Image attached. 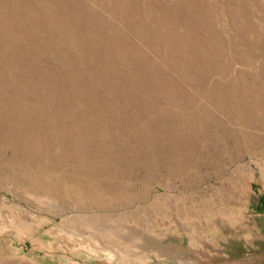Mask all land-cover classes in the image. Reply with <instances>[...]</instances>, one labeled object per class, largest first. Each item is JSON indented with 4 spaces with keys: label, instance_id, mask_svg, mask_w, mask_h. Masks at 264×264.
Masks as SVG:
<instances>
[{
    "label": "rangeland",
    "instance_id": "374dc122",
    "mask_svg": "<svg viewBox=\"0 0 264 264\" xmlns=\"http://www.w3.org/2000/svg\"><path fill=\"white\" fill-rule=\"evenodd\" d=\"M0 264H264V0H0Z\"/></svg>",
    "mask_w": 264,
    "mask_h": 264
}]
</instances>
